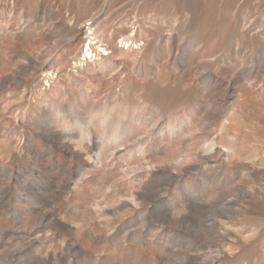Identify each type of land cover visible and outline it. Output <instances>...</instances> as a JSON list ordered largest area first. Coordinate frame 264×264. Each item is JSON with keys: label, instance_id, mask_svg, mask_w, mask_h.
Masks as SVG:
<instances>
[{"label": "rangeland", "instance_id": "rangeland-1", "mask_svg": "<svg viewBox=\"0 0 264 264\" xmlns=\"http://www.w3.org/2000/svg\"><path fill=\"white\" fill-rule=\"evenodd\" d=\"M0 264H264V0H0Z\"/></svg>", "mask_w": 264, "mask_h": 264}, {"label": "bare ground", "instance_id": "bare-ground-1", "mask_svg": "<svg viewBox=\"0 0 264 264\" xmlns=\"http://www.w3.org/2000/svg\"><path fill=\"white\" fill-rule=\"evenodd\" d=\"M88 25V24H87ZM86 25V28H88ZM97 43L91 44L90 47L88 48V50L86 51V55H84V58L87 57V55H89V57L92 55L93 51L97 50L96 52H98V54H103V55H108L107 52H102V51H107L105 47H95L94 45H96ZM99 47V48H98ZM88 57V58H89ZM18 256V255H17Z\"/></svg>", "mask_w": 264, "mask_h": 264}, {"label": "built area", "instance_id": "built-area-1", "mask_svg": "<svg viewBox=\"0 0 264 264\" xmlns=\"http://www.w3.org/2000/svg\"><path fill=\"white\" fill-rule=\"evenodd\" d=\"M89 25H87V27H88ZM89 45V44H88ZM86 50H88V48L86 49ZM102 52H108V51H102Z\"/></svg>", "mask_w": 264, "mask_h": 264}]
</instances>
